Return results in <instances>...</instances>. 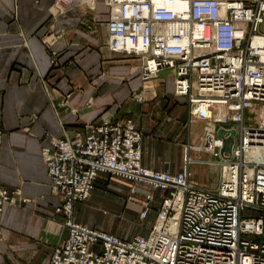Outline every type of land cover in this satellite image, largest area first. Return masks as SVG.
I'll return each mask as SVG.
<instances>
[{"label":"built area","instance_id":"2783aa9c","mask_svg":"<svg viewBox=\"0 0 264 264\" xmlns=\"http://www.w3.org/2000/svg\"><path fill=\"white\" fill-rule=\"evenodd\" d=\"M78 1L56 0L55 6ZM176 1H184L185 10L164 5ZM105 3L110 51L139 59L145 82L171 71L175 93L188 99L192 115L215 117L219 127L200 147L217 160L221 182L216 190L199 188L191 180L194 161L188 154L178 173L145 167L144 135L132 119L88 125L85 135L73 139H51L42 157L52 193L62 201L56 213L67 237L49 264H264V48L255 45L264 41V0ZM250 110L258 112L256 125L247 123ZM220 128L236 130L232 153L224 156ZM1 140L0 133V149ZM103 175L128 181L132 193L139 186L149 190L141 219L151 211L153 192H166L148 236L123 239L76 221L75 204L91 197ZM27 202L20 190L0 182V217L6 206Z\"/></svg>","mask_w":264,"mask_h":264},{"label":"crops","instance_id":"0c3cea01","mask_svg":"<svg viewBox=\"0 0 264 264\" xmlns=\"http://www.w3.org/2000/svg\"><path fill=\"white\" fill-rule=\"evenodd\" d=\"M55 1L0 0V182L29 200L4 208L0 264H49L55 247L64 243L67 229L56 213L62 201L52 193L42 149L51 139L85 135L88 125L132 119L144 135L145 167L178 173L188 154L194 161L191 180L199 188L216 190L221 182L217 160L196 147L203 129H197L188 99L176 95L173 73L163 70L145 82L139 59L110 51L105 0H80L64 9ZM189 146L193 150L187 152ZM203 155L212 165L202 162ZM110 178L101 176L94 192ZM118 179L129 193L131 184ZM147 191L138 187L140 196ZM153 194L141 236L150 234L166 192ZM96 200L93 196L90 203ZM87 202L75 204L76 221L112 233L82 216ZM138 203L128 210L140 216Z\"/></svg>","mask_w":264,"mask_h":264},{"label":"rangeland","instance_id":"374dc122","mask_svg":"<svg viewBox=\"0 0 264 264\" xmlns=\"http://www.w3.org/2000/svg\"><path fill=\"white\" fill-rule=\"evenodd\" d=\"M215 116V115H214ZM198 130L203 129L201 145L207 143L212 132L218 128L215 117L212 120H197ZM246 119L248 124H258L259 116L255 110L247 111ZM200 145V146H201ZM196 146V147H200ZM202 162L212 165L206 156H202ZM200 162V163H202ZM207 168V166H205ZM96 197V202L90 203L92 197ZM138 201L137 205L145 202L144 196L138 192L129 193L126 191L125 183L117 177L105 180L104 184L99 186L92 194L86 206L83 208L82 216H87L95 227L104 229L108 232L117 233L122 236L142 235L147 229V220L141 219L138 213L128 210L129 204ZM244 216H249L247 213ZM83 219V218H82Z\"/></svg>","mask_w":264,"mask_h":264},{"label":"water","instance_id":"95a60500","mask_svg":"<svg viewBox=\"0 0 264 264\" xmlns=\"http://www.w3.org/2000/svg\"><path fill=\"white\" fill-rule=\"evenodd\" d=\"M261 32L264 33V23L261 26ZM227 134H229V137L226 138ZM218 135L220 138H224L225 141L224 148L221 151L222 155L231 154L235 144L236 130L220 129Z\"/></svg>","mask_w":264,"mask_h":264},{"label":"bare ground","instance_id":"6f19581e","mask_svg":"<svg viewBox=\"0 0 264 264\" xmlns=\"http://www.w3.org/2000/svg\"><path fill=\"white\" fill-rule=\"evenodd\" d=\"M164 5L166 7H168L169 9L174 10V11H183L187 7L186 3L184 1H176L174 3H164ZM180 29H181L182 32H186L187 31V28H186L185 25L181 26ZM255 45L264 48V41L256 40L255 41Z\"/></svg>","mask_w":264,"mask_h":264}]
</instances>
